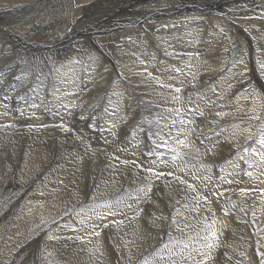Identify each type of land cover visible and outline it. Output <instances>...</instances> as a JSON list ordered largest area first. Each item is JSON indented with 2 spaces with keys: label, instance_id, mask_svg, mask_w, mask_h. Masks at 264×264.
Instances as JSON below:
<instances>
[{
  "label": "bare ground",
  "instance_id": "bare-ground-1",
  "mask_svg": "<svg viewBox=\"0 0 264 264\" xmlns=\"http://www.w3.org/2000/svg\"><path fill=\"white\" fill-rule=\"evenodd\" d=\"M261 65L264 0H0L2 99L26 102L33 92L42 106L47 76L57 80L49 124L33 116L17 126L0 107V264H31V242L52 246L57 264H113L127 248L118 264H208L203 237L213 231L238 239L232 264H257L239 248L264 237V163L244 151L259 148L264 130ZM128 138L134 148L121 149ZM150 138L179 158L170 163L164 147L148 154ZM185 138L187 147L176 142ZM151 182L170 187L153 188L142 213L141 186ZM20 209L32 213L20 218ZM157 239L176 243L162 254Z\"/></svg>",
  "mask_w": 264,
  "mask_h": 264
},
{
  "label": "rangeland",
  "instance_id": "rangeland-1",
  "mask_svg": "<svg viewBox=\"0 0 264 264\" xmlns=\"http://www.w3.org/2000/svg\"><path fill=\"white\" fill-rule=\"evenodd\" d=\"M171 27H174V26H172V25H170ZM166 27V29L167 30H171L172 28L171 27ZM176 27V26H175ZM174 27V28H175ZM152 44V45H151ZM150 46L152 47V48H156V46H157V44L155 43V41H151V43H150ZM140 50H142V48L141 49H138L137 50V52L139 51L140 53H138L139 55H142V57L144 58L145 56L147 57V55L143 52V51H140ZM145 55V56H144ZM144 58V60L145 61H148L149 59H148V57L147 58ZM158 59L160 60V57H158ZM19 61V60H18ZM22 63V62H21ZM158 63H159V61H158ZM53 69V68H52ZM36 70V72L37 73H39V69L38 68H36L35 69ZM39 70V71H38ZM50 70H51V68H50ZM49 71V70H48ZM48 71H40V74H45L46 72H48ZM85 74L86 73H84L83 74V72L81 73V75H80V77H82L83 79L85 78L86 79V76H85ZM45 78H43V80H44ZM85 79H84V81H85ZM46 80H50L51 81V83H50V88L52 89V93L51 94H49V95H47V97H46V100H50V101H45L46 103H43L42 104V106L41 105H35L36 103L35 102H33V101H35L36 100V96L33 94V92H30V93H26V97L25 98H27L26 100V102H22V101H19V102H17V101H15V99H12V100H3L2 99V95H0V107H1V109H2V111H4V112H6V116H7V118L8 119H10V121L12 122L13 120H14V124L15 125H17V126H24V122L27 120V118L28 117H33L34 116V118H37L36 119V121L39 123H41V121H42V119L44 120L43 122H46V123H50V120H51V118H52V112H53V107H52V104L55 102V99H54V96H55V87L57 86L56 84H57V80L56 79H53L52 80V78L50 77V76H47V78H46ZM44 81H42V83H43ZM3 83V82H2ZM84 85V84H83ZM82 87H84V86H82ZM37 88V87H36ZM35 88V89H36ZM45 89V88H44ZM77 91H79V90H77ZM30 95V96H29ZM49 96V97H48ZM85 96V95H84ZM84 96H82L83 98H84ZM30 97V98H29ZM195 97H197V96H195ZM50 98V99H49ZM9 101V102H8ZM31 104V105H30ZM2 105V106H1ZM25 105V106H24ZM34 106V107H33ZM38 106V107H37ZM12 108V109H11ZM39 108H41V109H39ZM60 108V107H59ZM22 109V110H21ZM8 110V111H7ZM23 111V113H21ZM31 112H35V115H31L30 113ZM47 112V113H46ZM59 110L57 111V120H58V122L60 121L59 119H58V116H59ZM9 113H10V116H9ZM28 113V114H27ZM72 114H73V112H71ZM37 114V115H36ZM37 116V117H36ZM44 116V117H43ZM18 117V118H17ZM73 117H74V119H73ZM25 118V119H24ZM41 118V119H40ZM13 119V120H12ZM18 119V120H17ZM69 119H72V120H69ZM68 119V121L67 122H69L71 125H73V126H78V125H80V124H82L83 125V131H89L90 133H88L87 132V135H86V137H87V139H89V138H91L92 139V137H94V136H96V133L97 132H93V131H91L90 130V121L89 120H86L85 122H82L80 119H78V117H76V116H71L70 118ZM74 120V121H73ZM23 123V124H22ZM68 123V124H69ZM13 124V125H14ZM75 124H77V125H75ZM87 124H88V126H87ZM14 125V126H15ZM197 130H199V129H197ZM85 131V132H86ZM192 131V130H191ZM191 131H190V133H191ZM93 134H92V133ZM255 134H256V138H258V133H257V131L255 132ZM94 135V136H93ZM188 135H189V133H188ZM188 137V136H187ZM94 139V138H93ZM129 139V140H128ZM127 140H124L123 142H122V145H121V149H127V147H132V148H134V146H132V144L134 143L133 142V140L131 139V138H128ZM127 142V143H126ZM130 142V143H129ZM220 142V141H219ZM121 144V143H120ZM126 144H127V146H126ZM185 144H187L188 145V141H187V138H185ZM197 144H199V142L197 141V139H196V142H195V144H193V146H195V145H197ZM125 147H124V146ZM135 152H137L136 151V149H135ZM147 157H145V159H146ZM171 162H173V160H171L170 161V163ZM157 163H159V162H157ZM169 163V164H170ZM260 165H261V163H259ZM262 167H263V165H261ZM5 167H9L10 168V165H5ZM262 167H259V170H261L262 169ZM207 168H206V165H200V166H198L197 167V170H199V172L200 173H203V172H205L206 173V170ZM242 170H246V171H248L249 170V165L248 164H246L245 162H242ZM264 170V168L261 170V171H263ZM210 171V170H209ZM208 172V171H207ZM211 172H213V173H215L217 176H220L221 174H222V172L220 171V169H219V165H217V167H216V170H214V171H211ZM1 173L3 174V173H5V169H3L2 171H1ZM181 177L185 180V181H188L189 182V180L187 179V177L183 174V175H181ZM234 178H237L235 175H234ZM245 181L247 182V179H245ZM261 182V183H260ZM170 182H159L158 184H154L153 182H151V187H150V184H148V183H144L142 186H141V188L142 189H145V188H147L148 186L151 188V191L153 190V188H158L160 191H162V193L164 192V191H167L168 189H169V184ZM258 183H260V185H262L263 186V188H264V181H259ZM22 184H23V182H18V185L16 186L17 188H19V187H21L22 186ZM174 184V183H173ZM165 185V186H164ZM176 186V185H175ZM163 188V189H162ZM162 189V190H161ZM167 189V190H166ZM151 191H150V193L148 192L147 193V195H145V197H147V200H146V202L143 204V206H142V208H141V210H142V213H146V209H148L149 207H150V204H149V202H148V196L149 195H151ZM143 191H141L140 192V194H145V192H143ZM203 194H207V193H203ZM208 196H209V198H210V195L209 194H207ZM250 197H252L251 195H250ZM132 198H136V196H131L130 197V199H132ZM156 198V196H152V200L153 199H155ZM253 198V197H252ZM210 201H211V199H210ZM213 209V211H216V214L218 215V218H219V221H222L224 218H225V216L223 215V213H222V211L224 212V214H225V210L221 207V210L222 211H220L219 209H217V208H212ZM23 211V212H22ZM19 214H20V218L21 217H23V216H29L30 215V213H32V210H18L17 211ZM16 212V213H17ZM34 213H35V211H33ZM148 212V211H147ZM100 214V213H99ZM202 215H203V213H201V217H202ZM14 219V218H13ZM222 225H223V222H222V224H221V228H222ZM3 228V226L1 225V229H0V232H3L4 231V229H2ZM263 236V234L261 235V238L260 239H247L246 241H247V244H249V245H247L248 246V248H247V246L245 247V248H239L241 251H243V252H245L246 254H248L247 256H251L252 258H253V261L255 262V263H259V256H258V253H257V244L258 243H260L261 241H262V239H264V237H262ZM173 237V236H172ZM174 237H176V236H174ZM173 237V238H174ZM221 237H223L224 239H218V246H216V247H213V248H211V249H208V248H206L205 249V252L206 253H208L209 252V254L212 256V262H210V263H208V264H219V263H221V264H230L232 261H234V260H232L230 257H229V254H231V253H229L228 252V250L230 249V248H234V249H238V248H236V245L235 244H233V241H235V240H238V239H226L227 238V232L225 231V235L223 236H221ZM158 240V242L159 243H163L162 244V247H163V245L165 244V243H167L169 246L171 245V244H175L176 243V240H174V239H157ZM225 241H227V243L225 242ZM229 241V242H228ZM250 243H249V242ZM258 242V243H257ZM170 243V244H169ZM222 243V244H221ZM225 243V244H224ZM252 243V244H251ZM39 243H32L31 242V248H30V250H29V253H28V255H27V258H30L31 260H30V263L31 264H57V259L55 258V255H54V251H55V249H53V247L52 246H43V243H40V245H38ZM222 245V246H221ZM230 245V246H229ZM260 245V246H259ZM35 246V247H34ZM41 246V247H40ZM194 245H191V246H188V248L189 247H193ZM258 246L261 248V244H258ZM38 247H40V248H38ZM162 247H161V249H162ZM33 248V249H32ZM169 248V247H168ZM163 249L161 252H162V254H165L166 253V251L168 252L169 251V249ZM188 248L187 249H184V250H188ZM220 248V249H219ZM247 249V250H246ZM262 249V248H261ZM36 250V251H35ZM48 250V251H47ZM127 251H130L131 252V249H129V248H127V249H125L124 251H122V252H120V253H116L115 254V256H114V258H113V264H118L117 262L118 261H120V258H119V254H120V256H122L123 254H125ZM133 251V250H132ZM250 251V252H249ZM255 251V252H254ZM32 252V253H31ZM134 252V251H133ZM214 252V253H213ZM218 252V253H217ZM252 252V253H251ZM263 252H264V250H263ZM34 253V254H33ZM229 253V254H228ZM257 253V254H256ZM132 254H134V253H132ZM255 254V255H254ZM52 257H51V256ZM166 255H164L163 257H165ZM36 257V258H35ZM214 257H215V259H214ZM26 258V259H27ZM39 259V260H38ZM44 259V260H43ZM41 260V261H40ZM56 260V261H55ZM256 260V261H255ZM41 263H40V262ZM229 261V262H228ZM263 261H264V257H263ZM25 263H23V264H26V260L24 261ZM233 263V262H232ZM231 263V264H232Z\"/></svg>",
  "mask_w": 264,
  "mask_h": 264
},
{
  "label": "snow or ice",
  "instance_id": "snow-or-ice-1",
  "mask_svg": "<svg viewBox=\"0 0 264 264\" xmlns=\"http://www.w3.org/2000/svg\"><path fill=\"white\" fill-rule=\"evenodd\" d=\"M261 68L264 69V65H261ZM175 91L178 93L181 90L179 88H176ZM174 99H178V98L177 97H174ZM201 115H203V113H201ZM218 115H221V114L218 113ZM254 119L259 120L260 117L257 116V117H254ZM183 123H184V121H181V124H183ZM188 123H192V122L189 121ZM174 124H175V121H173V125ZM153 135L154 136H160L161 134L160 133H154ZM179 135H180V133L178 132L177 133V136H179ZM168 136H172V133L170 131L168 133ZM253 138H254V134L249 133L248 139L249 140H252ZM176 142L179 145L183 146V147H187V144H185V141L184 140H177ZM256 142L259 144V148L249 146V147H246L244 149V151L245 152H248V153H251L253 155L259 156L261 163H264V130H262V134L259 135V138H258V140ZM150 143H151L152 146L148 150V154L162 155V153L159 152V149L161 147H164V148L168 149L170 152L173 153V155H172V160L173 161H175V160H177L179 158L178 153H177V149L174 148V147L169 148L168 147L167 140H165L163 138H161L160 140H151V138H150ZM241 159H243V157H241ZM125 163H127V162H125ZM251 166L252 165L249 164V167H251ZM146 171L151 172L153 174V176H156V177H159L161 175H173V173H171V172H168V173L155 172L152 168H148V169H146ZM246 174L248 176H251L252 175L251 172H248ZM177 179H179V177H177ZM228 182L231 183L232 181H228ZM180 183H184V181L181 180ZM187 187L188 188H192V185L189 184ZM141 191L145 192V195H147V193L151 191V188L150 187H147L145 189H141ZM242 191H246V190H242ZM204 199H206V198H204ZM158 218L159 219H163V217H158ZM214 222L215 221H213V223ZM105 227H106V225H105ZM211 227H212V225H210V224L209 225H206V228H211ZM97 235H98V233H97ZM189 239H192V238L190 237ZM203 240L206 242L204 244V247H206L208 249H211L213 247L218 246V237H217V234H216L215 231L211 232V235L210 236L209 235H205L203 237ZM168 247H169V245L167 243H165L163 245L161 251L163 249H167ZM187 248H188V244L185 243L184 244V249H187ZM179 255H183V249L181 250V252L179 253ZM201 255L203 256L205 254L204 253H201ZM161 258H163V257H161ZM145 264H148V262L145 261ZM196 264H201V262L197 261ZM205 264H206V262H205ZM261 264H264V261H262Z\"/></svg>",
  "mask_w": 264,
  "mask_h": 264
}]
</instances>
